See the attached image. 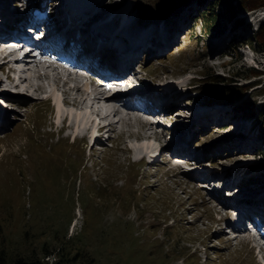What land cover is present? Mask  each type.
<instances>
[{"label": "rangeland", "instance_id": "374dc122", "mask_svg": "<svg viewBox=\"0 0 264 264\" xmlns=\"http://www.w3.org/2000/svg\"><path fill=\"white\" fill-rule=\"evenodd\" d=\"M102 1L106 7L99 8L98 14L111 9L116 17L124 16L132 30L162 32L169 26L179 27L177 36L169 38L172 44L153 57L141 56L140 66L145 67L140 75L154 86L174 81L180 90L189 85L181 94V110L170 118L188 120L195 105L212 108L202 112L212 114L215 123L194 140L198 151L206 155L203 165L218 171L236 167L245 172V180L258 177L249 180L246 193L264 190L259 115L264 106V51L256 41L264 23V5L238 6V14L224 16L217 28L208 29L202 18L213 10V1L219 3L216 0H168L160 6L146 0L94 3ZM216 8L225 7L219 3ZM185 10L192 13L182 17ZM49 59L54 58L44 57ZM32 65L20 74L29 77L24 85L50 87L53 101L30 88L29 95L5 94L12 104L2 105L7 115L0 122V251L4 249L9 260L38 254L47 264H55L63 254L70 259L67 264H258L256 250L243 240L250 232L238 237L229 233L228 213L224 208L214 211L219 201L213 199L212 190L202 187L192 171L173 166L165 153L158 154L167 139L136 140L140 131L145 132L138 111L123 108L113 140L99 139L92 148L79 137L74 141L79 121L73 127L59 125L53 105L54 93L62 96L58 84L40 79L39 67ZM253 68L262 73L250 74ZM46 70L58 79L57 69ZM231 86L236 92L227 100L225 90ZM202 87L225 101L210 100ZM89 88L93 97L101 87L90 83ZM236 106L254 115H243ZM64 107L60 110L67 111L65 116L69 111L82 116L92 110ZM136 148L141 149L139 153ZM142 155L147 158L141 160ZM254 162L259 167L251 169ZM224 196L228 198L230 192Z\"/></svg>", "mask_w": 264, "mask_h": 264}, {"label": "bare ground", "instance_id": "6f19581e", "mask_svg": "<svg viewBox=\"0 0 264 264\" xmlns=\"http://www.w3.org/2000/svg\"><path fill=\"white\" fill-rule=\"evenodd\" d=\"M17 1L18 0H0V17L2 21L3 20L8 21V17H13L19 14V11L16 9V4L12 3V2L16 3ZM60 1L61 0H52V3L54 4V8L56 9V11H54L55 9L53 8V17H54L55 22H58L61 20L65 21L66 19L71 21L70 34L78 38V40L80 41L82 45L87 44V42H89L90 44H95V49H96L97 54L90 56V58L93 61H97V58L99 57L100 61L104 63L105 61L104 58L108 57L107 55L108 53H117L118 55H123L126 58H130L132 56H135L137 51H139L140 49L144 47L145 41L147 42V44H150V46L145 48V51L142 52L141 56H143V54L148 56L149 54L153 52L162 51L165 46L173 42V40L170 41L169 39L171 38L170 36L172 35L174 37V36H177L178 34V30L173 28L172 26H169L167 30H163L162 32H155L153 29L148 30L147 28L145 29L146 31L144 30V28L141 31L132 30L130 24H129V27L126 26L128 25V23L126 22L125 19H123L124 16L116 17L114 15L115 14L114 12L110 13V11H112L111 9L104 14H98L99 10L103 6V1L97 7L90 10L87 16H85L84 18L80 20H75L74 16L69 13L64 15L65 11L64 10L62 11L63 0L61 4L58 5V2ZM74 1H81L83 4L88 6L90 4L94 5L95 0H74ZM72 6L73 8L78 7V5L75 3H73ZM103 7H106V6H103ZM132 7L136 8L137 7L136 3L132 5ZM187 13L191 14L192 12L189 11ZM107 17H109L108 20L101 21V19H105ZM182 17H185L184 13ZM116 20H118V24H116ZM115 28H118V31H119V34L117 35H113V30H115ZM124 36L131 39L129 44L124 40L123 38ZM133 40H138L140 44L138 46H134ZM236 42L238 43V40ZM233 45H235V42H233ZM78 51L80 53L79 49ZM81 59H86V56H81ZM129 60H125L126 62L124 66H126L127 68L132 67L134 63V61H131V59ZM33 61L37 62L33 65L40 68L41 62H38L35 59ZM29 64L32 65L31 63ZM29 64L25 66H29ZM33 65L32 67H34ZM28 70H31V67H28ZM11 71H13V69H10V72ZM34 71H37L36 68H34ZM41 71H42L41 73H38V77H40V79H44V78L52 79L53 84H56V83L58 84L60 82V79H53L54 77H51L48 71H45L44 69ZM18 72L23 73L25 72V70H19ZM74 74L78 75V73H74ZM27 79H29V77H26L24 80H27ZM73 79H76V78H73V73L70 72V73L64 74V84L68 85L69 87L66 89V93H69L70 90L76 91L78 94L75 93L77 95L75 98L71 99L70 96L63 97V96H60L57 92L54 93L55 94L54 99L56 103V113H57V117H60L58 119L59 120L58 123L60 126L63 125L64 123H66V125H69V126H74L76 124V121H79L80 129L78 133L81 134L82 131L85 130L88 124L90 125L92 124L91 126L92 136H94L97 130V125H96L97 122L93 123V118L95 116L96 117L101 116L100 118H105L107 120L106 123H108L109 122L108 117L111 116L112 114L114 116L122 115L123 113L122 110L124 107H128L130 109L135 110V108H132L125 104L124 96H126L127 94L124 95L125 93L115 91L114 93L105 97L102 93L103 89H101V91H99L97 95L92 97L89 93L91 91V89L89 88L90 87L89 80L85 81V83L83 84V88H82L77 84L75 85L76 82L73 81ZM70 82L73 85L70 84ZM174 84H175L174 81H167L161 87H157V86H145L147 88H145L144 86L142 88L131 87L127 89V93H130L129 95L131 96L135 95L136 93H139V94L146 93V96L148 95V97L152 100L154 105H157L158 107H161V106L163 107L162 112H168L169 110L170 111L173 110L174 112H177L178 110H181L182 108L180 107L182 105V102H181L182 95L181 94L184 93V90L183 89L177 90L176 87H174ZM38 90H42V86H38ZM11 93H14V92L10 91V94ZM175 102H178V105H176ZM110 103H117L118 106L114 107ZM64 104L65 105L67 104L78 105V106H72L71 109H75L74 107L78 109L82 108V110L84 107H87L86 110L91 108L92 110H90V114L87 113L88 111H84V113H87L89 115L90 119L88 118V116H86L87 114H83L81 116L80 114L77 113L73 115L74 112L70 113L69 111L70 109L68 110L69 111L68 115L65 116L67 111H65L64 113L63 111L60 110L61 106L65 108ZM176 108H178V110ZM210 109L212 108L206 109L204 107L200 109L197 107V105H195V108L191 109L192 111L190 115L188 116L189 119H191V122H188L189 119L183 120V116L181 117L178 116L177 118H174V120L172 121V128H171L172 137L169 140V142L166 144V146L170 147L174 145H180L182 148V152L188 154V157H184L188 163L189 162L192 163L194 162L193 160H197L196 168L194 171L191 172L192 173L191 175L195 177V179L196 178L198 180L205 179L206 181L208 180V182H213V180L219 181L220 187H216L214 184V186L212 187V193L217 194L219 197L223 198L222 195L225 194V192H223L224 187L230 186L232 187L230 191L235 190L233 197H231L230 198L231 200L229 201V202H233L235 206L231 204L226 205L221 202H218L219 204L215 205L218 208L214 207L215 209L214 211L216 212H218L221 208H224L226 210H233V209L239 210V217L234 221L233 219H230L231 223H235L238 219H240V215L254 213L255 209L259 210L261 208V210L264 213V190L255 192L252 194L246 193L248 192L246 187L248 185L247 183H249V180L255 181V180H258V177L249 176L250 179L245 180L246 178V176L244 175L245 172L242 171L243 172L242 173L241 171H238L236 167L235 169L232 168V170H230L226 166L221 171H218V170H211L209 168H206L203 165V161L206 158V155L204 154L203 151L202 152L198 151L199 149H197V146L194 144V140L198 137L199 133L202 132L204 129H208L212 127V123L215 121L214 117L212 116V114H206L205 112H202L204 110L209 111ZM239 110L241 111V109ZM0 111L4 112V113H0V122H1L3 121L2 118L4 114L5 116L7 115L6 114L7 110L6 108L4 109L3 107H1ZM91 111H93V114H91ZM195 113H198V117H195L196 116ZM223 113L224 112H222L221 114ZM243 113L248 114V113L242 112V114ZM179 114L182 115L180 112H178V115ZM216 116H218V118L224 117L223 115H216ZM188 117H185V118H188ZM193 123H195L196 125H193ZM112 125L114 126V122L112 123ZM154 125L152 124V126H150L149 129L156 127ZM197 125L199 129H197ZM260 126H261V122H260ZM260 132L262 136L263 135L262 128ZM135 137L143 138V139L158 140V139L164 138L165 133L162 131H159V132L153 131L151 134L138 135ZM242 138H247V136L241 137V139ZM140 150L141 149L136 148V151L138 153L140 152ZM258 150H259L258 152H260V147H258ZM206 154H208V152ZM261 154L264 155V152H261ZM260 163L261 165L264 164V162H261V161ZM260 163H257V162L252 163L251 169L258 168ZM173 176L175 177L177 176V174ZM213 199L216 200L217 197H215L214 195ZM204 202L209 203L206 201ZM241 224H242L243 230L241 229L239 232L236 233V235L242 234L241 232H243L244 229H246L245 228L246 226L244 227L243 222H241ZM243 240L245 242L247 241L251 242L250 239L243 238ZM257 247L259 248L260 245L258 244ZM262 254L264 255V252H262ZM261 259L259 260L261 261ZM259 260H258V263L261 264Z\"/></svg>", "mask_w": 264, "mask_h": 264}, {"label": "trees", "instance_id": "16d2710c", "mask_svg": "<svg viewBox=\"0 0 264 264\" xmlns=\"http://www.w3.org/2000/svg\"><path fill=\"white\" fill-rule=\"evenodd\" d=\"M146 1L152 2V4L154 3L160 6V4L165 3L168 0H146ZM235 1L236 3H234ZM168 2L171 3L170 0ZM209 2H211V0ZM213 2H214L213 10H210L209 12L204 13L203 18H202V22H205L208 29H212L214 27L217 28L220 24L221 18H223L224 16L226 17L227 16L232 17L233 15L235 16L236 14H238L240 8L255 9L259 5H264V0H216V2H219L220 5L222 4L225 7L223 10L221 9L219 10L216 8V5H219V3H215V1ZM256 41L259 43V45H261V49L264 51V23L260 25L259 27V30L256 34ZM260 72L262 73V70L253 68L251 69V72L249 73L258 75L260 74ZM202 89L204 88L202 87ZM204 91H206L207 94L211 96L210 100L225 101L223 97L222 99H220L217 94H214L213 92H208L207 89H204ZM225 91L228 94V97L226 99L229 100L231 99V96L235 94L236 87L231 86L230 88H227ZM209 96H208V100H209ZM241 111L248 113L250 115H254V111L247 112V111H244L243 109H241ZM259 115L261 116L260 117V119L262 120L261 128H262V134L264 135V106L262 107ZM68 260H70L68 256L63 257V254H61L59 259H56L55 264H67L66 262ZM0 264H46V262L38 254H33L31 256L17 255L14 259L9 260L5 250L3 249L0 251Z\"/></svg>", "mask_w": 264, "mask_h": 264}]
</instances>
